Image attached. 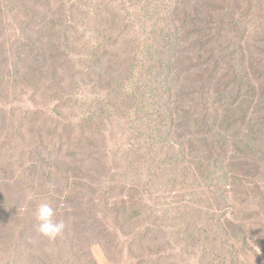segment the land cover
I'll use <instances>...</instances> for the list:
<instances>
[{
    "label": "rangeland",
    "instance_id": "obj_1",
    "mask_svg": "<svg viewBox=\"0 0 264 264\" xmlns=\"http://www.w3.org/2000/svg\"><path fill=\"white\" fill-rule=\"evenodd\" d=\"M263 196L264 0H0V264H264Z\"/></svg>",
    "mask_w": 264,
    "mask_h": 264
},
{
    "label": "trees",
    "instance_id": "obj_2",
    "mask_svg": "<svg viewBox=\"0 0 264 264\" xmlns=\"http://www.w3.org/2000/svg\"><path fill=\"white\" fill-rule=\"evenodd\" d=\"M168 114H169L170 119L175 118V113L171 109H168ZM253 168H255L254 173L256 174L260 173V169H261L260 166L256 165V166H253ZM262 202L264 203V196L262 197ZM239 203L240 202L238 200L237 204ZM252 208L255 209L256 205H254ZM261 208L262 209L259 208L260 212L258 213L246 214L245 212H241L240 216L247 217L248 219H251L255 216L259 217L261 215V212L264 210V204L261 206ZM234 215L236 219L235 222L227 220L226 224H228V226L230 227H233V226L237 227V225H239L238 226V236L241 237L244 245L247 246L249 249H253V247H255L257 249V252H260L262 256L264 257V227L262 229H257L256 227H258V224L254 225V223L252 222H250L249 226H246L244 218L242 217L237 218L236 216L237 214H234ZM219 233L224 241L229 240L227 235H230V232L227 231L225 228L221 230L219 229Z\"/></svg>",
    "mask_w": 264,
    "mask_h": 264
},
{
    "label": "clouds",
    "instance_id": "obj_3",
    "mask_svg": "<svg viewBox=\"0 0 264 264\" xmlns=\"http://www.w3.org/2000/svg\"><path fill=\"white\" fill-rule=\"evenodd\" d=\"M36 219L38 221L37 231L48 239H55L64 229L62 221L57 222L54 219V211L49 203L42 202L36 211Z\"/></svg>",
    "mask_w": 264,
    "mask_h": 264
}]
</instances>
